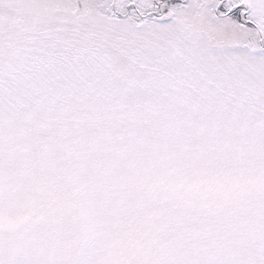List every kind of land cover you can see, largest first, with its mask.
Returning a JSON list of instances; mask_svg holds the SVG:
<instances>
[{
	"label": "snow or ice",
	"instance_id": "1",
	"mask_svg": "<svg viewBox=\"0 0 264 264\" xmlns=\"http://www.w3.org/2000/svg\"><path fill=\"white\" fill-rule=\"evenodd\" d=\"M0 264H264V0H0Z\"/></svg>",
	"mask_w": 264,
	"mask_h": 264
}]
</instances>
